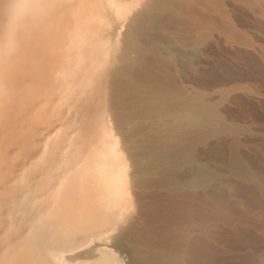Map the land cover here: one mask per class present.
Returning <instances> with one entry per match:
<instances>
[{"label":"bare ground","instance_id":"bare-ground-1","mask_svg":"<svg viewBox=\"0 0 264 264\" xmlns=\"http://www.w3.org/2000/svg\"><path fill=\"white\" fill-rule=\"evenodd\" d=\"M263 108L264 0H0V264H264Z\"/></svg>","mask_w":264,"mask_h":264},{"label":"rangeland","instance_id":"rangeland-1","mask_svg":"<svg viewBox=\"0 0 264 264\" xmlns=\"http://www.w3.org/2000/svg\"><path fill=\"white\" fill-rule=\"evenodd\" d=\"M126 5H128L127 3H123V4H121V5H119V4H115L114 5V9L116 10V14L118 15L114 20H112L111 19V21H110V25H109V23L108 22H105L104 24L106 25V30L104 31V32H114V30H116V29H118V26H117V23H119L120 22V20H118L117 18H124L125 16H130L131 15V12H129L128 14H125L124 13V7L126 6ZM133 6V8H134V6L135 5H132ZM106 17V16H105ZM104 17V18H105ZM106 21H108V20H106ZM112 25V26H111ZM87 29H91L90 27H89V22L87 21ZM108 29V30H107ZM93 30V29H92ZM90 32V31H89ZM91 32H93V31H91ZM260 107H255V109L256 110H258V111H261V109L262 108H260ZM262 111H264V108H263V110ZM116 233V232H115ZM79 251V250H78ZM72 253L73 252H71L70 253V255H69V257L68 258H70L71 257V255H72ZM74 254H76L75 252H74ZM125 254V253H124ZM127 258V260H129V257L127 256L126 257ZM239 261V262H238ZM238 261H235V262H233L232 264H245L244 263V260L243 259H241V261L240 260H238Z\"/></svg>","mask_w":264,"mask_h":264}]
</instances>
